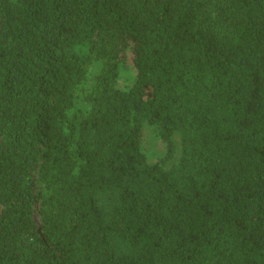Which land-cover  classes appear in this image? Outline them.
<instances>
[{
  "label": "trees",
  "instance_id": "1",
  "mask_svg": "<svg viewBox=\"0 0 264 264\" xmlns=\"http://www.w3.org/2000/svg\"><path fill=\"white\" fill-rule=\"evenodd\" d=\"M0 264H264V0H0Z\"/></svg>",
  "mask_w": 264,
  "mask_h": 264
},
{
  "label": "rangeland",
  "instance_id": "2",
  "mask_svg": "<svg viewBox=\"0 0 264 264\" xmlns=\"http://www.w3.org/2000/svg\"><path fill=\"white\" fill-rule=\"evenodd\" d=\"M145 145L152 153L162 154L163 152V145L162 142L159 140L157 135H155L148 127L145 128Z\"/></svg>",
  "mask_w": 264,
  "mask_h": 264
}]
</instances>
